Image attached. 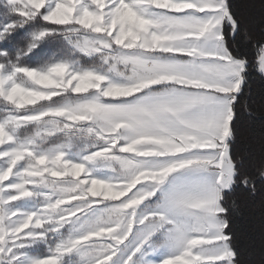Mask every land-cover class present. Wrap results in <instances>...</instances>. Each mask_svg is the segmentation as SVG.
Returning a JSON list of instances; mask_svg holds the SVG:
<instances>
[{
  "label": "snow or ice",
  "instance_id": "obj_1",
  "mask_svg": "<svg viewBox=\"0 0 264 264\" xmlns=\"http://www.w3.org/2000/svg\"><path fill=\"white\" fill-rule=\"evenodd\" d=\"M0 264H264V0H0Z\"/></svg>",
  "mask_w": 264,
  "mask_h": 264
}]
</instances>
